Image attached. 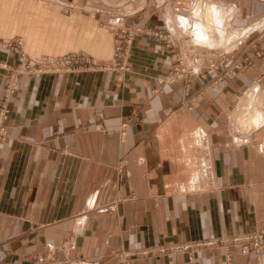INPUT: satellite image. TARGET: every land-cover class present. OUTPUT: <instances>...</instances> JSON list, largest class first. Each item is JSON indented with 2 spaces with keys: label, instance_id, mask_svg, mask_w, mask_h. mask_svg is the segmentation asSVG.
<instances>
[{
  "label": "crops",
  "instance_id": "0c3cea01",
  "mask_svg": "<svg viewBox=\"0 0 264 264\" xmlns=\"http://www.w3.org/2000/svg\"><path fill=\"white\" fill-rule=\"evenodd\" d=\"M252 1L227 0L243 10ZM151 2L0 0V43L19 39L45 63L95 51L108 67L22 77L0 146V264H116L120 251L150 252L133 264H189L166 249L264 228V34L257 64L216 84L214 71L168 84L177 46L150 35ZM193 3L196 20L178 24L201 47L260 26L231 28L237 5ZM117 24L144 30L125 72L112 59ZM5 45L0 64H22ZM6 77L0 68V105ZM239 113L255 122L238 126ZM231 253L197 249L196 264H255L238 246Z\"/></svg>",
  "mask_w": 264,
  "mask_h": 264
},
{
  "label": "rangeland",
  "instance_id": "374dc122",
  "mask_svg": "<svg viewBox=\"0 0 264 264\" xmlns=\"http://www.w3.org/2000/svg\"><path fill=\"white\" fill-rule=\"evenodd\" d=\"M214 1L216 3L220 2L224 4L226 6V9H228V6L230 5H233L234 7L235 5H237L239 8L237 7L235 8L239 9V11L241 10L240 12L242 15L236 16L234 18V20L231 22L232 23L231 28L247 29L249 27L254 26L255 24H260L259 28L254 29L247 35L243 36V39L238 40L237 43L231 42V44L225 48L214 47V49H212L209 48V46L201 47L193 42L194 37L190 33L191 30L181 29L182 25L178 24L179 23L178 16L180 15L184 16L189 20H196V17L193 16V11H194L193 0H152V2L150 3V35H153L156 38H159L163 41L165 40L167 45L174 46L176 44L177 46V52H175V55L176 58L178 59V63L174 66L172 70L169 71V73L165 77V81L168 84H173L176 81L184 80L191 76H196V75L205 77L206 75L210 74L206 71L209 72L214 71L213 73H215V75L214 78H212V83L216 84L231 74H237L241 72L243 69L251 65L257 64V62L263 58V52L261 51L259 46V37L264 34V0H262L261 2L259 0H253L250 3L249 8L246 10L241 9V7L239 6L240 3L239 4L235 3L234 5V3L227 2V0H214ZM115 26L116 27L111 26V29L116 28V29H112V31H114V37H113L114 51H113L112 59L115 60V64H116L115 67H117L120 71L125 72V70L126 71L128 70V63L131 58L135 40L139 34L144 33V30L138 24L136 25L117 24ZM118 26H122V27L118 28ZM129 39H132V45L131 47L129 46L130 50L129 47L126 46L127 41ZM119 41H121L122 44L125 45L126 47L121 52V58L116 57V52H117L116 50L119 45ZM4 45L5 44L0 43V49L3 48ZM243 45H245V47H243ZM5 46H6L5 48H9L13 52L20 51L22 57V64H20L19 66L10 65L8 63H1L7 65L6 67L0 66V68L6 72V76L9 77V79L8 77H6V82L7 79L8 80L12 79L11 85L12 88H15L14 89L15 92L12 94L10 100L14 97V95L18 91L22 77L26 75L87 74L94 72H102L108 69V67H103L100 64H98L95 51H86V52L76 51L75 53H67V54L65 53L61 55L46 54L40 56L39 58L42 60H44L45 58L46 59L49 58L51 60H59V61L62 60L66 61L72 58H76L75 60L77 61V63L73 64V68L72 66H70L71 71L68 72L69 64H64V65H56L50 67V69L52 70L51 73V72H47L50 70H47L44 67H42V65H40L42 61H35L34 59H31L29 56H25L22 42L19 39L17 40V42L8 43ZM124 58H126V60ZM23 62H30V64L28 63L24 65ZM82 62H87L88 65L86 66L85 64L82 65ZM35 63H37L38 66L37 64L34 65ZM34 68H37L38 71L36 72L33 71V73H30L29 71L34 70ZM88 68H90L89 69L90 71H88ZM95 68L96 70L97 68H99L100 70L96 71L94 70ZM193 71L197 73H193ZM19 72L22 74L20 75ZM14 81H16V83ZM6 85L4 92L6 90ZM2 98L4 99V93ZM253 98L254 95L251 93L248 99V101H250L251 103L248 106L245 104L247 110L248 108L253 107L252 104ZM259 103L260 106L264 107L263 97H261V99L258 100V105ZM240 110L241 111L243 110V103H241ZM249 118H251V121H253L252 123L250 122V124H253L255 122V115L248 116L239 113V115L236 116L235 123L238 126H241V124L248 126L249 123H245V120L247 121V119ZM241 130L244 132H248V130L244 129L243 127H241ZM132 253L139 254L141 252H132ZM148 254L137 255L134 257V260L138 256H146ZM188 263H189V259H188Z\"/></svg>",
  "mask_w": 264,
  "mask_h": 264
},
{
  "label": "built area",
  "instance_id": "2783aa9c",
  "mask_svg": "<svg viewBox=\"0 0 264 264\" xmlns=\"http://www.w3.org/2000/svg\"><path fill=\"white\" fill-rule=\"evenodd\" d=\"M131 45H132V39H129L127 41L126 46L131 47ZM130 47H129V50H130ZM125 48H126L125 45H123L122 42L119 41V45H118L117 50H116L117 51L116 57L121 58V52ZM75 59L76 58H72V59L66 60V61L62 60V59H60L62 61L49 59V62H47V63L41 62L40 65H42V67H44L45 69L50 70L47 72L52 73V70L50 69V67L56 66V65L69 64V66H68V72H69V71H71L70 66H72V68H73V64L77 63V61ZM124 59L126 60V58H124ZM83 64H85V66L88 65L87 62H82V65ZM34 65H36V64H34ZM80 65H81V62H80ZM0 66L6 67L7 65L0 64ZM37 66H38V64H37ZM89 69L90 68H88V71H90ZM94 70H96V68ZM98 70H100V69L97 68L96 71H98ZM33 71L36 72L38 70H37V68H34V70H30L29 72L33 73ZM21 74L22 73H20V75ZM8 79H9V77H8ZM8 79L6 82L7 83L6 90L4 92V99H2L1 105H0V146H2V144L4 143V141L7 138L6 123L9 119V115H10L9 103H10V98H11L12 94L15 92V90H14L15 88H12V85H11L12 79H10V80H8ZM14 82L16 83V81H14ZM123 134H125V133H123ZM218 246L221 247L225 251L226 258L228 261L232 260L231 248L233 246H238V247H240L241 251L244 254H251L253 256L255 264H264V228L259 229L258 231L254 232V233H250V234L223 237L220 239L211 240L208 242H200V243H196V244L188 243V244L176 245V246H172V247L166 249V251H173L176 253L185 254L188 256L189 264H196L195 253H196L197 249L213 248V247H218ZM163 251H165V250H163ZM148 253H150V252L145 251V252H141L138 254V253H132V252H127V251H121L116 255V264H133L135 256L145 255Z\"/></svg>",
  "mask_w": 264,
  "mask_h": 264
},
{
  "label": "bare ground",
  "instance_id": "6f19581e",
  "mask_svg": "<svg viewBox=\"0 0 264 264\" xmlns=\"http://www.w3.org/2000/svg\"><path fill=\"white\" fill-rule=\"evenodd\" d=\"M246 119V118H245ZM244 121V120H243ZM250 122L252 123L253 121H251V118H249V119H247V121L245 120V123H249L250 124Z\"/></svg>",
  "mask_w": 264,
  "mask_h": 264
}]
</instances>
